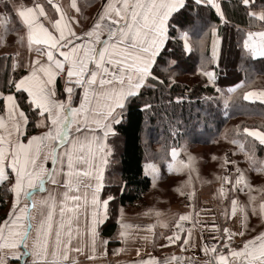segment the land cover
Wrapping results in <instances>:
<instances>
[{
  "label": "snow or ice",
  "instance_id": "1",
  "mask_svg": "<svg viewBox=\"0 0 264 264\" xmlns=\"http://www.w3.org/2000/svg\"><path fill=\"white\" fill-rule=\"evenodd\" d=\"M4 3L6 9L5 13H0V22L13 21L15 13L14 22L26 30L29 50L36 45V55L46 56V62L38 58L17 65L13 60V68H22L23 74L18 78L13 76L0 86L7 88V92L0 91L3 101L0 129L7 131V139L0 135V182L10 183L13 193L11 209L0 223V264L26 255L32 259L24 260L23 264H78L72 253L79 252L80 248L74 249L72 244L79 238V228L73 230L72 224L79 219L81 200L86 205V214L91 215L88 233L95 248L99 226L108 218L109 203L115 199L112 195H103L104 169L95 164L101 156L103 164L109 163L112 149L106 143L107 138L115 135L125 109L145 89L164 87L163 76L177 63L172 59L169 43L179 37L183 40V51L191 50L188 29L195 22L193 11L198 16L201 7L213 10L219 21L207 26L212 36L210 55H203V40L200 41L203 64L200 74L206 77L207 85L215 87L218 67L214 69L213 65H218L222 41L218 29L228 20L220 0H192L191 4L188 0H108L107 3L102 0L93 21L87 27L80 26L79 33L75 26L70 29L67 22L61 26L62 20L72 19L64 16L52 23L50 31L40 20L46 15L40 4L17 5L15 0H4ZM238 6L262 26L260 31L244 32L243 50L252 56L264 57V0L259 10L255 0H239ZM55 7L61 12L59 6ZM72 7L76 8V4ZM238 31L241 30L238 28ZM23 39L21 36L20 43ZM58 83H63L62 89ZM61 95H66L67 99H61ZM253 98L264 100V92L244 94L245 100ZM141 107L146 110L149 105ZM29 126L41 130L29 134ZM243 132L264 145V131L245 127ZM172 153L175 156L176 149ZM44 161H50L52 167H45ZM7 169H11V174H6ZM236 171L239 174L235 182L229 176L222 180L230 183L233 191L237 185L244 191L249 185L243 172ZM57 177L63 179L66 189L60 199L45 187L46 180L59 185ZM84 178H88L87 182ZM33 186L48 194L34 198L28 192ZM81 188L83 197L69 194L73 190L79 193ZM220 191L225 192L223 185ZM21 194L25 199H20ZM231 204L236 216L238 201L235 197ZM252 214H256L255 208ZM259 215L264 219V203L260 204ZM187 219V215L180 216L181 221ZM238 223L237 231L229 227L223 229L222 246L203 245L201 250L214 258L215 264H264V230L244 238L246 206L240 208ZM118 224L117 236L122 239L126 233L119 217ZM235 236L241 239L233 246ZM166 239L169 243L183 240L184 244H191L189 237L175 235V232ZM107 242L100 239V243ZM172 259L179 258L173 256ZM132 264H159V261L150 257ZM201 264H212V260Z\"/></svg>",
  "mask_w": 264,
  "mask_h": 264
},
{
  "label": "trees",
  "instance_id": "2",
  "mask_svg": "<svg viewBox=\"0 0 264 264\" xmlns=\"http://www.w3.org/2000/svg\"><path fill=\"white\" fill-rule=\"evenodd\" d=\"M96 1L87 0L84 19L91 17L93 10L87 12V9ZM188 2L191 4L192 0ZM220 2L228 23L218 29L222 41L218 65H213L214 69L218 67L216 86L207 85L206 77L200 74L203 70L200 41L203 40V55H210L212 36L207 26L212 22L219 24V21L213 10L201 7L198 16L193 11L195 22L188 29L191 50L183 51V40L179 37L169 43L172 59L177 63L163 76L164 87L145 89L125 109L115 135L107 138L112 152L104 168L102 191L105 197L112 195L115 199L110 201V214L98 231L109 239V244L117 242V219L122 207L135 206L148 194L161 195L162 201L174 198L187 186L188 172L184 168V175L180 176V173L170 189L166 184L169 177L178 178L169 168L172 149L180 148L184 154L207 151L203 161L191 170L194 185L203 186L220 178L219 172L211 176L210 170L221 162L219 143L224 137L234 148L236 159L249 170L245 177L249 185L248 194L243 195L245 203L251 204L250 209L257 210L260 201L264 200V145L243 132L245 127L264 131V102L244 99L247 91L264 89V57H254L242 48L244 32L260 31L262 26L258 20L244 14L243 8L238 6L239 0ZM255 3L259 10L261 0H255ZM0 4L6 9L4 0H0ZM10 62V56H0V86L23 73L20 67L11 69ZM18 64H21V57ZM58 87L62 89V83H58ZM227 87L234 88L226 92ZM0 91L6 92L7 88L0 87ZM142 104L149 107L142 110ZM2 105L0 100V113L3 112ZM29 127V134L38 131ZM146 164L155 166L156 181L146 172ZM9 195L8 183H1L0 220ZM250 226L253 230V227H262V223L258 221Z\"/></svg>",
  "mask_w": 264,
  "mask_h": 264
},
{
  "label": "crops",
  "instance_id": "3",
  "mask_svg": "<svg viewBox=\"0 0 264 264\" xmlns=\"http://www.w3.org/2000/svg\"><path fill=\"white\" fill-rule=\"evenodd\" d=\"M21 1L24 6H33L34 4H40L43 7L46 15L44 17H40V20L45 24L46 27H49L50 31L53 30L51 27L52 23L64 16L65 18L71 17L72 19L62 20L61 26H63V24L67 22L69 28L71 29L73 26H75L78 33L80 30V26L87 27V25L93 21L96 11L102 3V0L93 2V4L89 6V8L93 10L91 17L89 19H84V10L82 9L80 0ZM103 2L107 3L108 0H103ZM73 3L76 4V8L72 7ZM54 5L59 6L61 12L58 13ZM89 8L87 9V12L90 11ZM5 18H7L6 14ZM15 19V13H13V21H8L7 23L0 22V56H10L11 69H14L13 60H15L17 62V65H19L18 60L20 59V57L21 64L28 63L32 59L41 58L36 55V45H33L32 50H29L26 40V30L19 23L14 22ZM6 27L7 29L4 30ZM21 36H23L24 38L23 43H20ZM41 59L46 62V56L42 57ZM38 66L39 65H37V67ZM17 68L18 67H16L15 69ZM62 86H64L63 83ZM234 87H227L226 89ZM253 91L254 89H251L247 92L254 93ZM256 91L260 93L264 92V89H256ZM60 98L65 100L67 99L66 95H61ZM251 100H259L262 102L264 101L256 98H253ZM39 130L41 129H38V131ZM97 132L99 135L103 136V133L100 132V130H97ZM0 135L5 136V138L7 139V131H5L4 129H0ZM23 142L26 143V139H24ZM5 147H7V145H5ZM172 150H170L172 161L176 157L179 158L180 155H182L181 151L179 149H176V155L173 156ZM103 159L104 158L101 156L95 161V164L98 167L104 169L105 164L102 163ZM44 164L47 168L52 167L50 161H44ZM6 174H11V169H7ZM224 176L225 174L221 176L220 180H222V177ZM57 178L60 179L59 185H53L51 181L46 180L45 187L48 190L54 191L57 195V198L60 199L63 198L62 194L66 191V189L63 186V179L61 177ZM87 180L88 178H84V182H87ZM245 182L247 184L246 179ZM1 183L3 182H0V184ZM216 183L218 188L220 184L227 185V191H229L232 187L230 183H224L223 180H218V182ZM8 187L10 190V183H8ZM218 188H216V191H214V186L212 194L203 193L201 198H198V201L195 202L191 200L187 201V203L184 204L181 203L183 195L175 196L174 198L170 199H164L163 201L161 200V195L157 194L155 197L152 196L153 194H148V196L145 195L142 202H139L135 206H127L126 208H129L127 209L128 212L127 210L124 212L121 211V209L125 207H122L119 211L118 217L120 222H122L124 225L123 231H125L126 233L125 237L121 239L118 238L116 234L117 242L112 244H109L107 242L106 244H103L100 243L101 238H104L107 241L109 239L106 236L100 235L98 231V235L96 237L97 243L95 245V248H93L91 244V237L88 233V225L91 221V215L90 213L86 214V205L84 204V201L82 199L79 219L72 224L73 230L79 228V238L74 239L72 247L74 249L79 247L80 251L74 252L72 253V255H75L78 264H132L133 261H146L150 257L156 258V260L159 261V264H164L165 261H167V264H189V262H191V264H201V262L205 260H212V264H215L214 258L202 251L201 247L203 245H207L209 247L214 244L219 245V241L223 238V229L225 227H229L233 231H237L239 229L238 218L240 215L241 207L246 206L247 230L244 238H249L251 235L257 234L260 230H264V219H262L259 215V207L261 203H264V200L260 201L259 205L257 206L256 214L253 215L252 209H250V203H247L246 205L243 196L248 194L249 187H245L244 191H240V186L237 185L235 192L240 193V195L233 196L238 201L237 214L236 216H234L232 213V199L230 201L226 200L228 197L226 193L227 191L222 194L218 190ZM28 192L37 199L48 194L47 192H42L41 189L37 186H33V188L28 189ZM69 194L80 195L81 197H83L84 190L83 188H81V191L79 193L73 190ZM147 198L148 200H150L149 203H145V199ZM12 199L13 193L10 190V195L7 199L6 207L2 210L3 217L2 220H0V223H3L7 218L8 212L11 209ZM20 199H25L23 194H21ZM188 204H190V207ZM158 206H161V208H158ZM181 215H187L188 219L181 221ZM222 216L223 221H221ZM258 221L262 223V227H253L252 230V227L250 225L252 223H257ZM213 225H215V228L213 227ZM174 232L175 235L189 237V239L191 240V244H184L183 240L169 243L166 237L172 236ZM232 239L233 242L235 241L237 243L238 241H240L241 237L235 236L232 237ZM181 244H184L183 248L180 247ZM20 247L22 249V246ZM114 249H120V251L114 252ZM173 256H176L179 259L174 260L172 259ZM31 259L32 257L30 255L22 256L19 258V260L10 258L8 264H23L24 260L31 261Z\"/></svg>",
  "mask_w": 264,
  "mask_h": 264
},
{
  "label": "rangeland",
  "instance_id": "4",
  "mask_svg": "<svg viewBox=\"0 0 264 264\" xmlns=\"http://www.w3.org/2000/svg\"><path fill=\"white\" fill-rule=\"evenodd\" d=\"M15 2L17 4H22L23 5L21 0H15ZM86 4H87V0H81V5H82V9L83 10L85 9V5ZM0 9H1V13H5L4 8L1 5H0ZM89 10H90V8H89ZM90 12H91V10H90ZM7 27L4 30H6ZM228 90H230V89H225L226 92ZM253 92L256 93V94H259L256 91V89H254ZM219 147L221 148V152H220L221 153V155H220V157H221L220 161L221 162H218L219 164H218L217 167H219V169H217V167L216 168H211V170H210L211 176L214 175L216 172H219L220 173V176H219L220 178H221L222 175L225 174V176H230L229 179L232 182H235V177H236V175L239 174L236 170L239 169V170H241L244 173V176L246 177V174H247V172H249V170L246 168V166L240 164L242 162H239V160L236 159V157L234 156V148L231 146L230 142L223 137L220 140ZM177 149H179L181 151L182 155L179 154L180 155L179 158L176 157L173 161L170 160V161H172V163H170L171 165H169V168H170V171L173 170V172L176 175H178V178L169 177L168 180L166 181V184H167V186L170 189V186L172 187L171 184L173 182H175L176 179H179L180 173H182L180 176L184 175L183 172H182V168L187 170L188 173H187V177H186V182L188 184L183 189L182 193H180L178 195V196L183 195L182 199H181V203L184 204V203H187V201H191V200L196 202V201H198V198H201L203 193L212 194L214 186H215V190L214 191H216V188H218L216 182L215 183H208V184L203 185V186H200V185L195 186L194 182H193V179H192V176H191V172H192L191 170L193 168H195L197 165H199L201 161H203L207 151L206 150H200V151H197V152H190V153L187 152V153L184 154L182 149H180V148H177ZM226 160L227 161H231V162H235V163H226L225 162ZM149 165L150 164H146L145 165V167L148 166L147 169H146V172L151 175L153 180L156 181L157 177H156V173L154 172L155 169L153 170V167H151V166H154V165H152V164L150 166ZM154 168H155V166H154ZM245 172H246V174H245ZM228 173H230V174H228ZM198 174L200 176H202L200 171H198ZM220 178H219V181H222V180H220ZM153 184H156V182L153 183ZM222 185L223 184L219 185V188H218L219 191H220ZM223 187H224L225 192H226L227 189H228V186L227 185H223ZM226 193L228 195L226 200H228V201H230L233 196L238 195L235 191L232 190V187ZM149 202H150V200H148V198L145 199V203H149ZM188 205L190 207V204H188ZM158 208H161V206H158ZM127 209H129V208L125 207V208H122L121 211L124 212ZM127 212H128V210H127ZM221 221H223V216H222V220ZM221 243H223V242H221ZM235 245H236V242L234 241L233 242V246H235Z\"/></svg>",
  "mask_w": 264,
  "mask_h": 264
},
{
  "label": "built area",
  "instance_id": "5",
  "mask_svg": "<svg viewBox=\"0 0 264 264\" xmlns=\"http://www.w3.org/2000/svg\"><path fill=\"white\" fill-rule=\"evenodd\" d=\"M223 245V243L220 245V246H222ZM220 249L218 248V250L217 251H219ZM227 249H225V251H226Z\"/></svg>",
  "mask_w": 264,
  "mask_h": 264
},
{
  "label": "water",
  "instance_id": "6",
  "mask_svg": "<svg viewBox=\"0 0 264 264\" xmlns=\"http://www.w3.org/2000/svg\"><path fill=\"white\" fill-rule=\"evenodd\" d=\"M65 76H66V72H65Z\"/></svg>",
  "mask_w": 264,
  "mask_h": 264
}]
</instances>
